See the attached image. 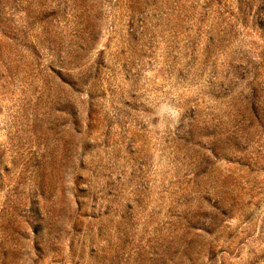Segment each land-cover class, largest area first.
<instances>
[{
	"label": "rangeland",
	"instance_id": "obj_1",
	"mask_svg": "<svg viewBox=\"0 0 264 264\" xmlns=\"http://www.w3.org/2000/svg\"><path fill=\"white\" fill-rule=\"evenodd\" d=\"M0 264H264V0H0Z\"/></svg>",
	"mask_w": 264,
	"mask_h": 264
}]
</instances>
